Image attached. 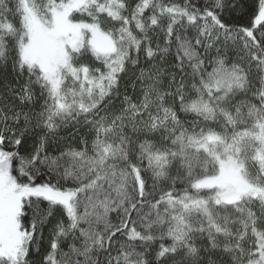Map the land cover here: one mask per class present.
Returning <instances> with one entry per match:
<instances>
[{
	"label": "snow or ice",
	"instance_id": "1",
	"mask_svg": "<svg viewBox=\"0 0 264 264\" xmlns=\"http://www.w3.org/2000/svg\"><path fill=\"white\" fill-rule=\"evenodd\" d=\"M0 264H264V0H0Z\"/></svg>",
	"mask_w": 264,
	"mask_h": 264
}]
</instances>
